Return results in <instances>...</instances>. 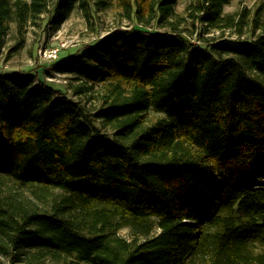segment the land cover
<instances>
[{
    "label": "trees",
    "instance_id": "obj_1",
    "mask_svg": "<svg viewBox=\"0 0 264 264\" xmlns=\"http://www.w3.org/2000/svg\"><path fill=\"white\" fill-rule=\"evenodd\" d=\"M88 1L115 8L118 25L45 61L49 75L70 77L66 92L32 72H0V255L264 264L263 10L226 14L230 0H196L185 14L179 0H0V52L12 23L16 51L51 5L59 27Z\"/></svg>",
    "mask_w": 264,
    "mask_h": 264
},
{
    "label": "rangeland",
    "instance_id": "obj_2",
    "mask_svg": "<svg viewBox=\"0 0 264 264\" xmlns=\"http://www.w3.org/2000/svg\"><path fill=\"white\" fill-rule=\"evenodd\" d=\"M195 1L179 0L176 11L180 14H185L188 5ZM244 8L250 9L251 11L261 8L264 13V0H230V3L225 6L224 12L226 14L238 13ZM54 13V5H51L41 19H38L36 23L29 24L25 33L24 45L16 51L13 50L19 41V35L16 24L12 23L11 30L6 38V44L0 52V72H32L40 82L49 83L57 92H66L67 83H64L59 77L54 82L46 80V77L49 75L47 72L48 63L41 57L42 52L46 49L60 48L59 60L67 59L73 54H76L77 51H81L93 44L118 25L117 10L115 8L111 7L98 11L92 1H88L86 8L83 10L77 5L67 21L59 27L55 25ZM129 23V21H125L122 26L132 28L133 24L127 26ZM189 26L190 30L196 31L198 30L197 26L199 27V24L196 27H192L191 23H189ZM135 27L141 31L148 30L142 26ZM149 30L155 31L156 33L162 31L156 27H149ZM203 33H205V36H208V31H204ZM36 64L40 65L38 66ZM65 78L67 80L70 79L69 76H65ZM68 95L70 96L71 93L68 92ZM159 115L154 111H150L151 118H156ZM158 230V227H156L154 234ZM119 233L127 239L133 238L132 232L128 227L121 228ZM255 249L259 252L261 247L257 245ZM0 264L11 263L6 257L0 255ZM187 264L205 263L201 260L193 259Z\"/></svg>",
    "mask_w": 264,
    "mask_h": 264
},
{
    "label": "built area",
    "instance_id": "obj_3",
    "mask_svg": "<svg viewBox=\"0 0 264 264\" xmlns=\"http://www.w3.org/2000/svg\"><path fill=\"white\" fill-rule=\"evenodd\" d=\"M59 52H60V48L46 49V50H44V52H42L41 57L45 61H52V60H55L58 58ZM65 76L66 75L54 72L52 75H48L46 77V80L50 81V82H54V81H56V78L59 77L63 82H66L67 80L64 79Z\"/></svg>",
    "mask_w": 264,
    "mask_h": 264
},
{
    "label": "crops",
    "instance_id": "obj_4",
    "mask_svg": "<svg viewBox=\"0 0 264 264\" xmlns=\"http://www.w3.org/2000/svg\"><path fill=\"white\" fill-rule=\"evenodd\" d=\"M21 72V71H20ZM18 73V72H17Z\"/></svg>",
    "mask_w": 264,
    "mask_h": 264
}]
</instances>
